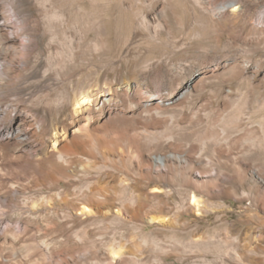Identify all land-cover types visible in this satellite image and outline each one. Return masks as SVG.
Listing matches in <instances>:
<instances>
[{"label":"rangeland","instance_id":"rangeland-1","mask_svg":"<svg viewBox=\"0 0 264 264\" xmlns=\"http://www.w3.org/2000/svg\"><path fill=\"white\" fill-rule=\"evenodd\" d=\"M0 9L5 126L13 108L19 141L37 112L49 121L18 149L45 151L84 89L108 140L93 138L95 156L80 164L57 162L72 168L43 191L45 207L61 192L52 207L34 210L18 193L7 216L26 225L18 261L264 264V0H0ZM3 31L38 41L22 69L8 64L23 51ZM168 154L187 162L153 170Z\"/></svg>","mask_w":264,"mask_h":264},{"label":"bare ground","instance_id":"bare-ground-1","mask_svg":"<svg viewBox=\"0 0 264 264\" xmlns=\"http://www.w3.org/2000/svg\"><path fill=\"white\" fill-rule=\"evenodd\" d=\"M13 13L15 16H18L15 10H13ZM1 29L3 30L2 25H0V30ZM2 35H4L8 41L18 44L19 47H21V51H23L18 60L10 56L11 58L8 60V64L10 63V65L12 64L19 68L24 66L29 56H31V51L38 47V41L34 38L24 41L20 39L19 36L17 37L15 33L8 31H3ZM5 60L6 57L0 56V76L3 75L6 70L3 66ZM4 64L6 65V63ZM92 92L84 89L73 96L71 99V106L75 117L69 120L63 119L54 127L55 132L50 137L45 151L41 154L26 152L24 151L25 149H18V144L27 142L34 134L43 136L49 126L47 115L37 112L36 117L38 118V124L36 129L32 131L30 135L19 141L16 132L21 119L17 116V109H12L10 114L12 116L11 125L10 127H6L2 116L9 113L8 110L11 108L3 109L1 107L3 110L0 108V264H28L25 261H18V228H21V226L25 228L26 225L23 221L18 220V218L11 219L7 217L10 212L18 209V193L30 194L24 199L29 202L28 205L32 209H48L52 207L49 203L55 200L57 201L61 198L62 194L61 192H49L50 194L47 195L46 199L50 207H45L42 202L44 198L43 191L46 188H53L60 182L58 175H61V177L62 175L65 177L70 176L68 172L72 168L71 166V168H69L57 162H79L80 164V162L82 163L85 159L86 153L95 156L96 149L94 150L93 148L95 144H93L92 139H97L98 141H96L98 143L101 140V135H99L98 130L100 127L93 122L94 119L92 118L93 105L96 101ZM5 96L6 95L0 90V102L5 99ZM102 138L105 139V137ZM105 140L108 141L107 139ZM102 142L101 144H103ZM152 159V168L158 172L169 169V167L176 162H187V159L184 158L183 155L177 154L154 156ZM37 162H39V165L36 164ZM78 166L77 168H79ZM36 189H40L41 191L35 194L34 190ZM65 191L63 192L65 193ZM90 192L93 195L97 194V189H92ZM194 201V203H199L198 199ZM81 209L83 211L91 210L88 206H83ZM4 217H6L5 220L3 219ZM149 220L153 221L155 219L151 217ZM115 254L118 255L119 253L116 252ZM44 261L45 263L43 262V264H52L51 261Z\"/></svg>","mask_w":264,"mask_h":264}]
</instances>
